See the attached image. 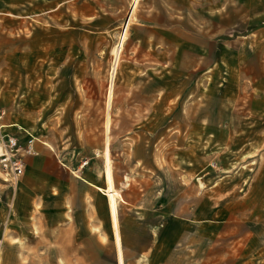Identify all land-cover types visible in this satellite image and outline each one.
Here are the masks:
<instances>
[{"label": "rangeland", "instance_id": "obj_1", "mask_svg": "<svg viewBox=\"0 0 264 264\" xmlns=\"http://www.w3.org/2000/svg\"><path fill=\"white\" fill-rule=\"evenodd\" d=\"M105 5L99 10L87 0L86 19L72 8L67 54L42 51L46 20L7 22L0 36V108L6 110L0 123L8 119L35 136L38 149L92 172L104 173L107 150L119 221L131 224L135 236L147 235L144 222L184 226L187 251L199 260L208 255L223 264L239 250L248 264L264 257V116L248 94L224 97L202 85L197 92L188 77L181 97L172 83L150 103L136 101L138 85L128 78H137V70L126 67L125 53L133 19L116 54L127 15ZM62 40L55 35L51 42L59 48ZM3 178L0 172V248L2 237L15 228L29 234L31 225L30 206L14 205L18 184Z\"/></svg>", "mask_w": 264, "mask_h": 264}, {"label": "crops", "instance_id": "obj_2", "mask_svg": "<svg viewBox=\"0 0 264 264\" xmlns=\"http://www.w3.org/2000/svg\"><path fill=\"white\" fill-rule=\"evenodd\" d=\"M91 1L99 10L105 4L112 11L125 10V16L132 3ZM72 8L76 18L88 17L87 0H0V36L6 35L8 21L36 16L47 22L48 39L42 51L70 53ZM131 11L125 53L126 67L137 70V78H128L141 88H134L141 96L136 101L150 103L152 94H167L172 83L174 94L181 97L188 77L197 92L202 85L204 91L221 92L224 97L248 94L254 112L264 116V0H138ZM55 35L63 39L59 48L51 42ZM47 64L53 61L47 59ZM151 69L158 74L152 75ZM12 124L3 120V131L17 134L24 143L27 135ZM260 129L264 132V125ZM34 149V154L24 157V173L12 184H18L12 194L14 205L26 203L31 208L30 233L15 228L10 237H2L0 264H215L208 255L199 260L187 251L191 243L183 237L184 226L171 230L144 222L147 235L135 236L131 224H120L113 187L114 223L105 173L38 149L36 141ZM226 257L223 264H248L240 250ZM252 264H264V257Z\"/></svg>", "mask_w": 264, "mask_h": 264}, {"label": "built area", "instance_id": "obj_3", "mask_svg": "<svg viewBox=\"0 0 264 264\" xmlns=\"http://www.w3.org/2000/svg\"><path fill=\"white\" fill-rule=\"evenodd\" d=\"M6 114L4 108H0V119ZM18 133H25L27 139L24 143L19 142L17 134L3 131L0 123V172L4 176L3 180L16 183L24 173V157L34 154V141L36 137L27 132L21 126L12 124Z\"/></svg>", "mask_w": 264, "mask_h": 264}, {"label": "bare ground", "instance_id": "obj_4", "mask_svg": "<svg viewBox=\"0 0 264 264\" xmlns=\"http://www.w3.org/2000/svg\"><path fill=\"white\" fill-rule=\"evenodd\" d=\"M137 1L138 0H132L131 7H130V11L133 10V8L136 5V2ZM130 11L128 12V15L126 16V18H125V20L123 22L122 30L119 33V39H118L117 44L115 46L116 47L115 48L116 50H114V48H113V51H115L116 54H118L119 51L121 50L122 45H123V42H124V40L126 38V30H127V27L130 24L131 19H132V11L131 12ZM116 57H117V55H116ZM104 165H105V167H104V173H105L106 184H107L106 189H107V192H108V202H109V206H110V209H111V214H112L113 222L115 223L116 222V218H115L116 196H115V194L113 192L111 168H110V165H109V156H108V153H106Z\"/></svg>", "mask_w": 264, "mask_h": 264}]
</instances>
